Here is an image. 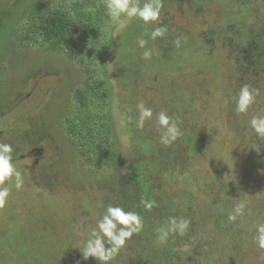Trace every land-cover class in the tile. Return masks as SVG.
<instances>
[{
    "label": "rangeland",
    "instance_id": "obj_1",
    "mask_svg": "<svg viewBox=\"0 0 264 264\" xmlns=\"http://www.w3.org/2000/svg\"><path fill=\"white\" fill-rule=\"evenodd\" d=\"M48 10L74 21L65 39L35 27ZM160 19L167 36L145 61L144 26L110 21L102 0H0V142L24 178L0 209V264H99L78 248L109 205L144 220L112 264H264V144L248 128L264 115V0H164ZM244 84L258 94L241 115ZM141 101L184 135L160 145L155 115L136 128ZM119 114L133 118L127 129ZM239 200L245 215L228 223ZM170 216L191 226L161 245L155 229Z\"/></svg>",
    "mask_w": 264,
    "mask_h": 264
},
{
    "label": "clouds",
    "instance_id": "obj_2",
    "mask_svg": "<svg viewBox=\"0 0 264 264\" xmlns=\"http://www.w3.org/2000/svg\"><path fill=\"white\" fill-rule=\"evenodd\" d=\"M105 14L110 21L122 23L125 18L139 21L146 29L144 35L138 37L136 45L142 51V58L149 61L157 50L149 46V41L155 43L166 38L168 28L161 22V12L164 0H102ZM88 14H94L96 8L87 6L83 9ZM147 37V38H145ZM176 48L181 47V40H175ZM257 90L244 84L235 97V112L247 114L250 107L256 102ZM137 118L135 126L144 129L146 122L151 121L155 115V125L158 130L159 144L169 147L180 139L184 132L179 126V121L170 116L167 111H159L154 114L153 109L146 107L141 101L136 105ZM133 118L127 114H119V126L127 129L132 124ZM248 128L260 144H264V115H252L248 120ZM121 140L128 142V136L122 135ZM14 149L10 143L0 142V209L5 208L10 196L8 182H12L16 190L24 186V178L15 164L13 158ZM141 205L145 211H151L155 206L154 200L142 199ZM247 201L239 200L227 215L228 223H235L245 215ZM191 226V220L187 217L177 218L170 216L165 222L155 229L157 242L167 245L169 240L175 237L187 235ZM254 244L264 256V222L254 224ZM144 229V220L137 211L125 210L121 206L109 205L104 209L97 220L95 228L91 231L83 246L78 248L83 259L94 258L99 264H112L121 250L134 235H139ZM107 246V247H106ZM184 248L179 249L184 251Z\"/></svg>",
    "mask_w": 264,
    "mask_h": 264
},
{
    "label": "trees",
    "instance_id": "obj_3",
    "mask_svg": "<svg viewBox=\"0 0 264 264\" xmlns=\"http://www.w3.org/2000/svg\"><path fill=\"white\" fill-rule=\"evenodd\" d=\"M86 26L83 25L82 29ZM35 27L51 41L65 39L73 32L75 24L65 13L48 10L46 14H38Z\"/></svg>",
    "mask_w": 264,
    "mask_h": 264
}]
</instances>
